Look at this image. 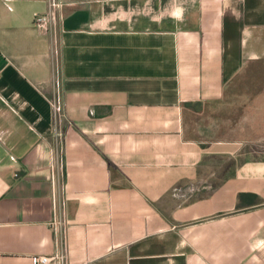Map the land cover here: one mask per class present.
Returning <instances> with one entry per match:
<instances>
[{"label":"crops","instance_id":"1","mask_svg":"<svg viewBox=\"0 0 264 264\" xmlns=\"http://www.w3.org/2000/svg\"><path fill=\"white\" fill-rule=\"evenodd\" d=\"M259 143L264 0H0V264H264Z\"/></svg>","mask_w":264,"mask_h":264},{"label":"built area","instance_id":"2","mask_svg":"<svg viewBox=\"0 0 264 264\" xmlns=\"http://www.w3.org/2000/svg\"><path fill=\"white\" fill-rule=\"evenodd\" d=\"M34 22L36 25L49 30L51 26L54 24V14L53 11L51 10L50 12L41 14V13H36L34 17ZM59 113L60 109L56 106V115L59 119ZM56 256L61 257V259H64V254L60 253L57 254ZM56 257H48V256H40V257H34L33 262L34 264H50L53 259Z\"/></svg>","mask_w":264,"mask_h":264},{"label":"rangeland","instance_id":"3","mask_svg":"<svg viewBox=\"0 0 264 264\" xmlns=\"http://www.w3.org/2000/svg\"><path fill=\"white\" fill-rule=\"evenodd\" d=\"M260 146H264V143L263 144L259 143L256 147H260ZM261 157H264V156H261Z\"/></svg>","mask_w":264,"mask_h":264}]
</instances>
